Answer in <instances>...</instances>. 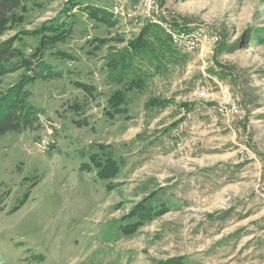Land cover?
<instances>
[{"label": "rangeland", "instance_id": "obj_1", "mask_svg": "<svg viewBox=\"0 0 264 264\" xmlns=\"http://www.w3.org/2000/svg\"><path fill=\"white\" fill-rule=\"evenodd\" d=\"M25 1L0 43L69 37L49 77L0 79L39 119L0 135V264H264V0H161L217 37L175 63L149 24L90 18L110 0Z\"/></svg>", "mask_w": 264, "mask_h": 264}, {"label": "trees", "instance_id": "obj_2", "mask_svg": "<svg viewBox=\"0 0 264 264\" xmlns=\"http://www.w3.org/2000/svg\"><path fill=\"white\" fill-rule=\"evenodd\" d=\"M81 1L87 0H69L71 4V8L75 5H81ZM25 0H0V25L5 21H10V19L14 15H18L19 11H21L25 6ZM93 6H87L86 10L91 19L98 21L99 23H104L105 20L110 19L111 13L108 14L106 11H103L101 7H97V9L92 8ZM106 12V13H105ZM110 15V16H109ZM111 20V19H110ZM54 27V28H53ZM46 26L45 30L47 31L44 38L41 40V45L36 50L32 56V59L26 58L25 56L19 58L22 52H19L18 48L14 45L12 40H8L6 42L0 43V79L5 75L10 73L11 71L18 70L20 67H29L27 68L29 72L25 73V81L29 83L41 76L49 77L48 72H54V65L45 59L46 56L43 54L47 50H54V47L59 42L64 39H68L69 34L67 35L61 30L66 31L67 28L61 29L55 26ZM151 31L145 29L143 34H149L151 40L153 42H157L158 45H166L169 49L166 52L169 54V59L173 63L176 60H171L172 57L177 56L180 51L177 50L162 28L157 25H147ZM153 28V29H152ZM44 33V32H43ZM159 33V34H158ZM143 34L135 41H133L130 46L132 50L139 52L145 46H148L147 39L143 37ZM43 46V47H42ZM41 51L38 54V51ZM148 54L153 55V52L146 50ZM164 58V57H162ZM161 58V59H162ZM179 59V57H178ZM163 60V59H162ZM21 61V62H20ZM38 74V75H36ZM1 81V80H0ZM139 80H135L136 85H139L137 82ZM134 84V83H133ZM29 90L24 91V87L21 85H14L13 87L3 91L0 98V135L5 134L9 131H24L28 129L35 130L39 124V119L37 118V112L35 108L26 101V96H28ZM105 172L107 169L114 168L115 163H113L110 158L106 160ZM102 174V172H100Z\"/></svg>", "mask_w": 264, "mask_h": 264}, {"label": "built area", "instance_id": "obj_3", "mask_svg": "<svg viewBox=\"0 0 264 264\" xmlns=\"http://www.w3.org/2000/svg\"><path fill=\"white\" fill-rule=\"evenodd\" d=\"M114 17L160 26L172 45L181 53H194L203 44L216 41L204 29H189L178 25L161 0H110Z\"/></svg>", "mask_w": 264, "mask_h": 264}]
</instances>
